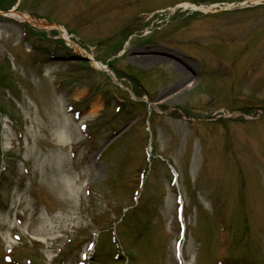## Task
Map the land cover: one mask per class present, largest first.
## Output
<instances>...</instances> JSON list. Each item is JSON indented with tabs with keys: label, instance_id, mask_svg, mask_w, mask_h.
Segmentation results:
<instances>
[{
	"label": "rangeland",
	"instance_id": "obj_1",
	"mask_svg": "<svg viewBox=\"0 0 264 264\" xmlns=\"http://www.w3.org/2000/svg\"><path fill=\"white\" fill-rule=\"evenodd\" d=\"M200 1L19 0L50 31L0 13V264H264V0L170 10Z\"/></svg>",
	"mask_w": 264,
	"mask_h": 264
},
{
	"label": "bare ground",
	"instance_id": "obj_2",
	"mask_svg": "<svg viewBox=\"0 0 264 264\" xmlns=\"http://www.w3.org/2000/svg\"><path fill=\"white\" fill-rule=\"evenodd\" d=\"M254 2L255 3H258L259 1L258 0H254ZM5 16H7V17H9V18H13V19H15V20H17V21H20V22H27V23H29V24H32V23H34L35 24V26H37V27H39V28H42V29H45V30H52V29H54L52 26H50V25H45V24H43V23H41L40 21H38V20H33L31 17H29L26 13H19V12H16V11H9L8 13H6L5 14ZM54 27H55V25H54ZM58 28V29H57ZM56 31L58 30H60L61 32V37H60V39L62 38V40L65 42V43H68L69 44V46L73 49V52L75 53V54H82L81 52H79L78 51V46H76V45H74V44H72L70 41H68L69 40V37H68V35L66 34V33H64L63 32V28H61V27H57L56 26ZM152 53L151 54H153L154 52H157V51H155V50H153V51H151ZM150 53H147V55H145V56H139V57H136V60L134 61V63L135 64H137V65H141V66H151V65H153V64H157V63H159V62H166L167 61V59H165L164 57H162V56H158V55H151ZM89 62H90V65L94 68V69H96V70H98V71H101V72H104V73H109L110 74V76L111 77H113V74L110 72V70H109V68L108 67H106V65L105 64H102V63H100L99 61H96L91 55H89ZM169 62V61H168ZM169 63H171V64H174L173 62H169ZM175 65V64H174ZM181 84H183V82H180L179 84H177L176 86H174V89H171V91H170V93L172 94V93H174L175 92V90L179 87V86H181ZM190 85H191V83H189V86L188 87H190ZM81 92L79 91V92H75L74 93V96H75V98H77V97H79L81 94H80ZM161 105H165V102L164 103H160ZM101 103H100V101L99 100H94V101H92L91 103H90V105H89V110H88V112H87V116H89V117H94L100 110H101ZM62 138H63V136H61L60 138H59V140H61L62 141ZM68 186V185H67ZM68 188H69V186H68ZM68 192H71V188H69V190H68Z\"/></svg>",
	"mask_w": 264,
	"mask_h": 264
},
{
	"label": "trees",
	"instance_id": "obj_3",
	"mask_svg": "<svg viewBox=\"0 0 264 264\" xmlns=\"http://www.w3.org/2000/svg\"><path fill=\"white\" fill-rule=\"evenodd\" d=\"M3 1H5V0H3ZM11 3H13V1H10V2H8L6 5H8V6H9V4H11Z\"/></svg>",
	"mask_w": 264,
	"mask_h": 264
}]
</instances>
